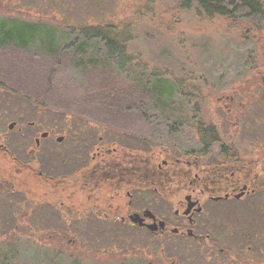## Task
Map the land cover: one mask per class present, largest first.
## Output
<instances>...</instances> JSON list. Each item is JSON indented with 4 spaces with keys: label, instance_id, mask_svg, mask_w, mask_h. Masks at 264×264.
<instances>
[{
    "label": "flooded vegetation",
    "instance_id": "flooded-vegetation-1",
    "mask_svg": "<svg viewBox=\"0 0 264 264\" xmlns=\"http://www.w3.org/2000/svg\"><path fill=\"white\" fill-rule=\"evenodd\" d=\"M262 68L245 65L240 80L221 85L219 94L210 86L209 105L202 101L205 87L182 90L187 102L170 107L176 137L157 146L72 115L64 125L30 121L19 105L8 109L12 99L5 97L1 214L9 213L14 195L21 197L25 224L41 227L47 238L61 235L73 246L79 241L67 238L70 231L108 232L114 253L89 263L80 256L73 260L81 264L128 257L126 247L134 240L129 234L136 233L130 253L155 259L152 264H197L200 255L229 247H241L242 263L264 264ZM132 137L146 148L133 147ZM51 217L61 221L60 232H49ZM10 253L0 257L2 264L14 262L16 253Z\"/></svg>",
    "mask_w": 264,
    "mask_h": 264
},
{
    "label": "rangeland",
    "instance_id": "rangeland-1",
    "mask_svg": "<svg viewBox=\"0 0 264 264\" xmlns=\"http://www.w3.org/2000/svg\"><path fill=\"white\" fill-rule=\"evenodd\" d=\"M14 1L7 3L5 0H0V24L3 18L8 19V17H21L30 21L43 20L51 24L72 23L80 20L85 24L97 23L99 19L113 21L120 28L117 33H122L123 29L124 37L130 38L126 46L127 60H131L121 66L115 61L111 64L118 68L121 77L127 82H132L143 72L141 69L143 65L150 68L156 67L155 69L160 73L184 81L187 85L186 89L194 86L205 87L202 90V101L207 105L211 104L207 97L210 86H216L213 89L219 94L221 85L240 80L245 73V65L248 67L253 65L259 69L264 67V29L260 30V33H250L247 38H244L237 30L229 28V23L223 19L198 16L193 9L181 8L178 0H50L46 4L42 0ZM63 11L69 14V16L65 15L68 18L62 17ZM13 25L17 24L13 23ZM97 45L99 48L96 54L105 58L106 50L102 47L103 43L98 42ZM154 77L150 73L147 74L149 80ZM12 95L18 96L0 86V111L4 107L3 102L6 97L9 100L12 99L9 104L11 107L8 109L19 105L21 113L25 114L30 121H34L37 117L36 119L43 121L44 124L58 122L59 125H64L67 120L68 115L59 110L39 109L25 97L18 96L19 99L14 100L13 97L11 98ZM173 102L181 103V95L178 98L175 97ZM0 120H7V118L2 117ZM117 132L124 133L123 137L129 139L128 132L130 131L119 130ZM144 139L150 141L149 138ZM132 143L133 147L145 149L147 146L133 137ZM60 145L66 146V143L63 142ZM17 197L14 195L10 197L9 213L6 209L1 214L0 210V217L4 220V224L1 225L3 227L0 226V257L9 256L10 258V249L16 253L14 262H9V264H81L80 261L74 262L73 260L78 256L82 260L107 258L114 253V248L108 246L110 241L108 232L70 231L67 238L74 239L75 237L79 241L73 246H69L68 239H62L61 235L47 238L42 235L41 227L32 226L30 228V224H25L21 197ZM1 204L0 199V206ZM47 224L49 232L51 230L60 232L61 221L51 217ZM139 235L138 233L129 234V237L134 240L126 247L128 257L98 259L100 263L97 264L155 263V259H150L145 255L134 256V253H130L132 246L137 245ZM58 245H63V250L59 251ZM239 248L229 247L224 248L221 254L200 255L196 262L197 264L207 262L245 264L237 258L242 255L238 252ZM92 250L95 252H90ZM120 255L123 254L119 252L118 257ZM1 258L0 264H2ZM86 261L89 263L92 260Z\"/></svg>",
    "mask_w": 264,
    "mask_h": 264
},
{
    "label": "trees",
    "instance_id": "trees-1",
    "mask_svg": "<svg viewBox=\"0 0 264 264\" xmlns=\"http://www.w3.org/2000/svg\"><path fill=\"white\" fill-rule=\"evenodd\" d=\"M178 2L198 16L223 19L244 38L264 29V0ZM65 15L69 16L63 11ZM1 21V87L39 109L59 110L100 126L130 131L141 139L149 138L153 146L160 145L162 138L176 137L175 113L170 107L180 90L182 103L187 102L189 95L182 91L187 85L147 65L132 82L121 77L111 64L115 61L121 66L131 60H127L126 46L130 38L124 37L123 29L117 33L120 28L113 21L51 24L21 17ZM98 42L103 43L105 58L96 54ZM148 73L156 76L149 80Z\"/></svg>",
    "mask_w": 264,
    "mask_h": 264
},
{
    "label": "water",
    "instance_id": "water-1",
    "mask_svg": "<svg viewBox=\"0 0 264 264\" xmlns=\"http://www.w3.org/2000/svg\"><path fill=\"white\" fill-rule=\"evenodd\" d=\"M59 139H61V138H59ZM136 221V220H135Z\"/></svg>",
    "mask_w": 264,
    "mask_h": 264
}]
</instances>
